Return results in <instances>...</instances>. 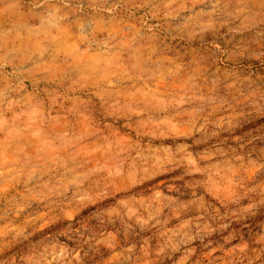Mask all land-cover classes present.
Returning a JSON list of instances; mask_svg holds the SVG:
<instances>
[{"label": "rangeland", "instance_id": "rangeland-1", "mask_svg": "<svg viewBox=\"0 0 264 264\" xmlns=\"http://www.w3.org/2000/svg\"><path fill=\"white\" fill-rule=\"evenodd\" d=\"M0 264H264V0H0Z\"/></svg>", "mask_w": 264, "mask_h": 264}]
</instances>
